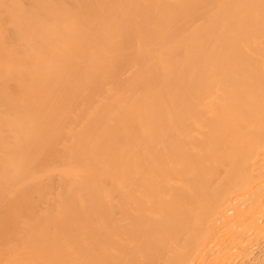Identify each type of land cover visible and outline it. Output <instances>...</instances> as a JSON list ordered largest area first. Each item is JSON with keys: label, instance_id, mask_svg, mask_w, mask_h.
<instances>
[{"label": "bare ground", "instance_id": "6f19581e", "mask_svg": "<svg viewBox=\"0 0 264 264\" xmlns=\"http://www.w3.org/2000/svg\"><path fill=\"white\" fill-rule=\"evenodd\" d=\"M0 253L264 264V0H0Z\"/></svg>", "mask_w": 264, "mask_h": 264}, {"label": "rangeland", "instance_id": "374dc122", "mask_svg": "<svg viewBox=\"0 0 264 264\" xmlns=\"http://www.w3.org/2000/svg\"><path fill=\"white\" fill-rule=\"evenodd\" d=\"M2 239H4V240L8 239V241H11L10 243H12V242L15 243V241H13V238L12 237H7V236L4 237L2 235ZM0 255H2V253H0Z\"/></svg>", "mask_w": 264, "mask_h": 264}]
</instances>
